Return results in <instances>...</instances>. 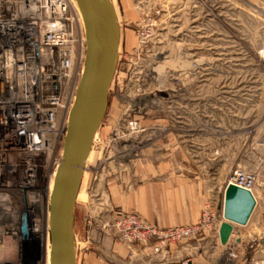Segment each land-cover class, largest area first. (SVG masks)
I'll return each instance as SVG.
<instances>
[{
    "label": "rangeland",
    "instance_id": "obj_1",
    "mask_svg": "<svg viewBox=\"0 0 264 264\" xmlns=\"http://www.w3.org/2000/svg\"><path fill=\"white\" fill-rule=\"evenodd\" d=\"M112 2L119 74L80 191L78 261L193 264L203 256L204 264H264V0H148L145 9L136 0ZM155 6L162 8L157 38L131 62L135 25ZM127 113L141 123L138 136L124 130ZM236 170L256 173L258 203L224 247L217 227ZM208 207L214 225L187 234ZM128 215L170 237L125 240L118 222Z\"/></svg>",
    "mask_w": 264,
    "mask_h": 264
},
{
    "label": "built area",
    "instance_id": "obj_2",
    "mask_svg": "<svg viewBox=\"0 0 264 264\" xmlns=\"http://www.w3.org/2000/svg\"><path fill=\"white\" fill-rule=\"evenodd\" d=\"M147 1L136 0L137 6L144 8ZM142 14L135 25L137 47L128 56L131 62L149 52L162 22L160 6L153 14ZM85 59V31L71 0H0V264H28L29 259L47 264L44 233L50 240V185L62 163ZM158 69L152 76L155 84L161 77ZM118 74L117 70L113 85ZM138 74L145 82L142 71ZM157 93L155 105L160 107L166 100L160 96L163 92ZM123 122L129 136L143 131L128 113ZM228 185L252 192L258 177L236 170ZM215 222L208 207L204 221L187 234L210 229ZM118 227L127 241L170 237L135 215L121 219ZM36 252L41 260L33 258Z\"/></svg>",
    "mask_w": 264,
    "mask_h": 264
},
{
    "label": "water",
    "instance_id": "obj_3",
    "mask_svg": "<svg viewBox=\"0 0 264 264\" xmlns=\"http://www.w3.org/2000/svg\"><path fill=\"white\" fill-rule=\"evenodd\" d=\"M86 36V59L69 116L62 163L50 198V264H78L76 207L84 173L107 116L118 69L120 21L112 0H73ZM220 240L227 246L235 226H247L256 210L252 192L228 185ZM240 240H238L239 242Z\"/></svg>",
    "mask_w": 264,
    "mask_h": 264
},
{
    "label": "bare ground",
    "instance_id": "obj_4",
    "mask_svg": "<svg viewBox=\"0 0 264 264\" xmlns=\"http://www.w3.org/2000/svg\"><path fill=\"white\" fill-rule=\"evenodd\" d=\"M72 1V3H73V5H74V7L76 8V6H75V4H74V2H73V0H71ZM116 12H117V10H116ZM117 15H118V13H117ZM119 18V17H118ZM211 65V64H210ZM113 85V84H112ZM149 100V99H148ZM154 101V100H153ZM148 103V102H147ZM141 106V105H140ZM146 107V106H145ZM98 137V136H97ZM97 137H96V139H97ZM91 156H92V154H91ZM91 156H90V158H91ZM90 160V159H89ZM53 183H54V181L52 182V184L50 185L51 186V188H50V192L52 193V191H53ZM252 194L254 195V197H255V199H256V201H257V203H258V199H257V195H256V192H255V190L254 191H252ZM80 196V195H79ZM78 200H79V198H78ZM222 221L219 223V225H218V227H217V231L218 232H220V228H221V226H222V224L225 222V219H224V208H223V214H222ZM235 230V229H234ZM218 241L220 242V245H222L221 244V240H220V236H218ZM230 241H231V239H230ZM230 241H229V243H230ZM49 246H50V240H49V234L48 233H44V250H45V257H46V262H47V264H50V252H49ZM223 246V245H222ZM225 247V246H224Z\"/></svg>",
    "mask_w": 264,
    "mask_h": 264
},
{
    "label": "crops",
    "instance_id": "obj_5",
    "mask_svg": "<svg viewBox=\"0 0 264 264\" xmlns=\"http://www.w3.org/2000/svg\"><path fill=\"white\" fill-rule=\"evenodd\" d=\"M162 164H166V162L165 163H162ZM160 165H161V163H160ZM79 201V200H78ZM77 206H78V202H77ZM223 208H224V199H223ZM256 211V210H255ZM76 214H77V207H76ZM76 219H77V216H76ZM76 223H77V220H76ZM235 232V231H234ZM232 239V238H231ZM49 248H50V246H49ZM49 252H50V249H49ZM95 260V258H90L89 260H87V262L85 263V264H99L96 260H95V262L93 263V261L92 260ZM204 258H203V256H202V258L200 259V263H199V261L197 260V259H195V260H193V264H204L205 263V261L203 260ZM77 261H78V259H77ZM78 264H80V262L78 261ZM133 264V263H132Z\"/></svg>",
    "mask_w": 264,
    "mask_h": 264
}]
</instances>
